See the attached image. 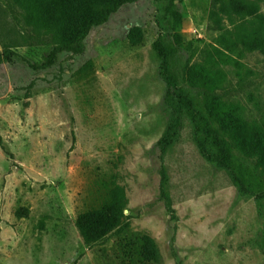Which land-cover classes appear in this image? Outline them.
Wrapping results in <instances>:
<instances>
[{
    "label": "rangeland",
    "instance_id": "obj_1",
    "mask_svg": "<svg viewBox=\"0 0 264 264\" xmlns=\"http://www.w3.org/2000/svg\"><path fill=\"white\" fill-rule=\"evenodd\" d=\"M168 2L124 5L91 30L82 53H60L51 67L44 66L53 47L32 41L14 49L11 62L0 60V264H264V175L256 162L231 144L253 186L240 190L201 154L185 112L171 149L156 148L169 118L154 44L176 47L158 24ZM212 3L176 1L179 33L191 45L171 57L175 73L213 53ZM22 14L12 6L7 21L29 34ZM233 58L240 64L219 57L222 94L242 104L247 120H259L264 54ZM117 186L129 226L86 245L78 217L107 204ZM145 237L156 260L144 258Z\"/></svg>",
    "mask_w": 264,
    "mask_h": 264
},
{
    "label": "trees",
    "instance_id": "obj_2",
    "mask_svg": "<svg viewBox=\"0 0 264 264\" xmlns=\"http://www.w3.org/2000/svg\"><path fill=\"white\" fill-rule=\"evenodd\" d=\"M136 1L0 0V44L3 48L0 60L11 62L14 49L32 41L53 47L44 66L51 67L60 53H82L83 42L93 28L107 23L121 7ZM176 1L169 0L165 6L164 26L158 23L163 32L172 34L176 47L168 49L160 40L154 44L160 59V76L167 86L164 106L169 118L156 148L162 154L171 149L181 127L180 114L185 112L192 121L201 154L226 168L240 190L252 189L242 166L235 162L231 144L244 158L254 160L264 175V113L259 120L249 121L242 104L223 96L227 79L226 72L219 67L222 63L219 57H227L239 65L233 57L241 58L254 51L264 54V7L260 0H213L209 14L210 27L217 33L211 45L213 53L204 63H195L182 73H175L171 57L178 47L183 49L191 45L179 33L183 16ZM12 6L23 12L22 20L29 34L8 23L7 10ZM162 179L165 184L166 177ZM256 187L261 191V184ZM263 196L261 191L258 197ZM126 204L125 191L117 186L107 204L80 215L76 226L85 244L104 242L113 233L125 230L130 224V218L124 214ZM143 255L146 260L157 259L155 244L149 237L144 238Z\"/></svg>",
    "mask_w": 264,
    "mask_h": 264
}]
</instances>
